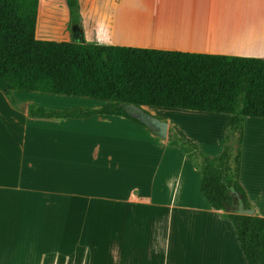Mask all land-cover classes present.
Wrapping results in <instances>:
<instances>
[{"label": "crops", "instance_id": "1", "mask_svg": "<svg viewBox=\"0 0 264 264\" xmlns=\"http://www.w3.org/2000/svg\"><path fill=\"white\" fill-rule=\"evenodd\" d=\"M79 4L82 27L71 31L67 4L61 16L48 13L57 0H39L36 38L264 59V0ZM34 94L14 92L13 105L0 90V264H248L235 227L203 197L199 171L169 136L124 117L33 119L30 104L97 109ZM142 110L202 155L221 154L229 115ZM240 183L264 218V118H245ZM80 222L97 231H75Z\"/></svg>", "mask_w": 264, "mask_h": 264}, {"label": "trees", "instance_id": "2", "mask_svg": "<svg viewBox=\"0 0 264 264\" xmlns=\"http://www.w3.org/2000/svg\"><path fill=\"white\" fill-rule=\"evenodd\" d=\"M65 1L69 30L81 28L79 0ZM38 7L39 0H0V90L11 103L18 104L14 92L89 99L104 105L56 110L30 104L27 112L44 120L124 117L147 128L127 108L229 115L224 148L216 157L202 155L172 129L169 140L199 171L203 197L235 227L247 263L264 264V218L239 215L231 194L234 190L246 209H254L240 183L241 159L245 118H264V59L40 41Z\"/></svg>", "mask_w": 264, "mask_h": 264}, {"label": "water", "instance_id": "3", "mask_svg": "<svg viewBox=\"0 0 264 264\" xmlns=\"http://www.w3.org/2000/svg\"><path fill=\"white\" fill-rule=\"evenodd\" d=\"M127 110L131 114V116L139 119L141 122L146 124L157 136L163 139L168 138L169 124L167 122H164L150 114H147L141 108L131 106L127 108ZM231 194L235 196V198L239 203L235 209L239 215L250 216V217L255 215L254 209L245 208L242 201V197L240 195H238L234 190L231 191Z\"/></svg>", "mask_w": 264, "mask_h": 264}, {"label": "rangeland", "instance_id": "4", "mask_svg": "<svg viewBox=\"0 0 264 264\" xmlns=\"http://www.w3.org/2000/svg\"><path fill=\"white\" fill-rule=\"evenodd\" d=\"M51 1H55V0H51ZM51 1L50 0H45L46 5H49ZM57 3H58V5L55 7V9L48 10V13H52V14H55V15H61L62 16V15H64L65 9H67L65 1L64 0H57ZM43 6H44V3H43ZM55 10H56V12H55ZM30 96H38V97H42V98H49L50 97L48 95H42V94H34V95H30ZM61 98H63V100H75V99H73L71 97H61ZM89 102L95 103L96 104L95 107H97V108H99L102 105V103L98 102V101H89ZM64 107H67V106L64 105ZM153 113H154V111H153ZM234 143H236V142L234 141ZM86 211H88V210H86ZM75 231H79V232H83V231H97V225L96 224H87V223L84 224V222H80L76 226Z\"/></svg>", "mask_w": 264, "mask_h": 264}, {"label": "bare ground", "instance_id": "5", "mask_svg": "<svg viewBox=\"0 0 264 264\" xmlns=\"http://www.w3.org/2000/svg\"><path fill=\"white\" fill-rule=\"evenodd\" d=\"M157 6V5H156ZM159 6H160V4H159ZM154 7V6H153ZM156 9V8H155ZM153 10V9H152ZM222 20H225L226 21V18L224 17V19H222ZM259 20V19H258ZM217 21H218V19H217ZM225 21H221L222 22V24H224V23H226ZM220 22V21H219ZM257 23H260L261 24V20H260V22H257ZM218 25H219V23H217ZM264 24V23H263ZM225 25V24H224ZM226 27H227V25H226ZM228 27H229V25H228ZM233 27V26H232ZM242 27V26H241ZM255 27H256V25H255ZM261 27V26H260ZM264 27V26H263ZM253 29V28H252ZM256 29V32L254 31ZM230 30V29H229ZM233 30V29H232ZM250 31H252L251 33H253V31H254V34L256 33L257 34V32H258V25H257V27L256 28H254L253 30H250ZM263 31V30H262ZM228 32V31H227ZM247 33H249V28H248V32ZM247 34L248 36L250 35V37H251V35L252 34ZM245 34H246V32H245ZM246 36V35H245ZM254 36H256V35H254ZM232 37H233V35H232ZM235 38V37H234ZM249 38V37H248ZM249 39H252L253 40V37L252 38H249ZM255 40V39H254ZM256 42V41H255Z\"/></svg>", "mask_w": 264, "mask_h": 264}]
</instances>
